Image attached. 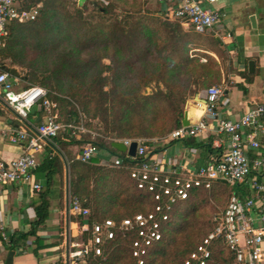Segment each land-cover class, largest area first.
I'll use <instances>...</instances> for the list:
<instances>
[{"label": "trees", "instance_id": "16d2710c", "mask_svg": "<svg viewBox=\"0 0 264 264\" xmlns=\"http://www.w3.org/2000/svg\"><path fill=\"white\" fill-rule=\"evenodd\" d=\"M149 1L87 0L79 6L76 0H20L22 8L39 5L38 16L28 22H8L0 35V64L9 59L11 66L22 67L25 88H44L57 105L59 122L82 123L89 130L66 128L52 139L68 162L70 199H78L90 212L87 217L71 216L79 225L77 242L90 237L85 222L88 228L105 219L119 222L153 206L150 193L138 189L129 175L133 162L106 165L101 163L106 156L100 154L85 163L78 159L83 148L91 144L101 153L125 157L112 146L114 140L143 139L155 145V139L182 126L190 98L223 79V44L215 36L186 31L179 20L165 17V10L158 15L148 11ZM182 141L201 146L194 137ZM43 166L47 174L36 227L49 220L46 198L54 176L63 175L61 154L47 156ZM237 192V186L223 180L213 181L210 188L193 189L173 210L146 264H182L215 228V212ZM27 238H9L6 264H11L14 250ZM132 240L133 235L118 232L102 245V256L89 255L83 264H131ZM207 264L237 263L234 253L217 239Z\"/></svg>", "mask_w": 264, "mask_h": 264}, {"label": "built area", "instance_id": "2783aa9c", "mask_svg": "<svg viewBox=\"0 0 264 264\" xmlns=\"http://www.w3.org/2000/svg\"><path fill=\"white\" fill-rule=\"evenodd\" d=\"M167 6L165 17L176 19L191 28L194 32L207 34L220 23L222 14L214 7L218 0H159ZM39 5L22 8L20 0H0V35L6 32L8 22L16 20L28 22L35 20ZM17 78L7 72H0V84L3 97L8 106L19 119L28 117L33 107L42 105L43 116L34 133L24 129L10 131L8 138L12 143H22L23 152L16 159L6 162L0 159V185L12 182H24L40 190L41 185L34 180L33 171L37 167L36 152L47 140L56 137L60 131L69 128L74 131H88L79 125H65L59 122L57 105L47 98V91L36 85L17 89ZM221 86H211L204 91L205 113L197 123L178 127L167 137L155 139L153 143H169L188 137H195L209 129L214 123L216 133L228 136L229 145L226 151L214 155L205 165L193 167L189 163L175 165L165 152L156 151L143 139H119L127 148L133 141L137 142L135 156L125 153V157L106 156L95 146L87 144L78 159L88 163L96 156L103 154L106 158L102 164L121 167L125 159L133 162L129 165V175L135 180L140 190L150 193L153 206L147 212H139L119 222L105 219L95 222L88 228L90 237L87 242H73L67 253L68 264H83L89 255H103L102 245L114 239L118 232L133 235L131 243V264H146L151 248L163 237L173 210L187 200L190 192L198 187L210 188L213 181L223 180L236 185L248 180L251 173L264 174V157L258 156L250 161L247 152L264 148V104L250 107L237 119L219 117L215 107L223 96ZM107 153V152H105ZM251 187L258 193H264V184L252 179ZM255 201L252 198L242 199L231 194L225 210L217 215L215 228L198 244L182 264H207L211 258V245L214 240L222 239L234 253L237 264H264L262 243L264 240V204L259 206L258 218L252 211ZM69 211L73 215L87 217L89 209L80 205L78 199H70ZM257 223V225H255ZM9 234L5 225L0 223V241L8 242Z\"/></svg>", "mask_w": 264, "mask_h": 264}, {"label": "crops", "instance_id": "0c3cea01", "mask_svg": "<svg viewBox=\"0 0 264 264\" xmlns=\"http://www.w3.org/2000/svg\"><path fill=\"white\" fill-rule=\"evenodd\" d=\"M77 1V0H76ZM147 5H155L160 10L167 6L159 0H152ZM221 14L220 23L207 35H212L225 47L226 60L222 64V82L218 85L223 88V96L215 107L219 117L237 119L250 107L264 104V0H218L214 5ZM256 16V27H253L251 16ZM186 31H193L183 25ZM214 55V54H213ZM216 58L217 56L214 55ZM15 68L18 76H12L9 69ZM0 72H7L17 78V89L25 88L24 69L10 64L9 59L4 65L0 64ZM201 90L187 101L185 111L189 125L197 123L204 117L205 94ZM43 116L41 105L33 107L28 117L19 119L14 110L7 105L3 97L0 84V159L10 162L23 152L22 143H12L8 134L15 129H24L34 133ZM214 123L210 128L195 136L200 147L190 146L184 141L172 143L158 142L155 147L165 152L167 158L175 165L189 163L193 167L206 164L214 155L227 150L228 136L216 133ZM76 152L77 147H71ZM60 153L64 161L63 175L57 173L49 187L46 200L49 202V220L36 227L38 220L37 208L42 203L40 193L45 190L47 171L43 166L44 159L49 155ZM108 156V153H104ZM251 162L258 156L264 157V148L247 152ZM37 167L33 171L35 182L41 185L40 190L24 182H12L0 185V223L5 225L9 237L27 235L13 252L11 264H68L67 253L69 246L77 242L79 225L71 220L73 214L69 211L70 187L69 166L65 155L59 150L53 140H47L36 152ZM252 179L264 184V174L251 176L247 181L231 185L237 186L240 198H252L255 208L252 211L254 218H258V207L264 204V193H258L251 187ZM256 222L255 225H257ZM33 230L35 232L33 233ZM9 242L0 241V264H6L9 257ZM264 254V240L262 243Z\"/></svg>", "mask_w": 264, "mask_h": 264}, {"label": "water", "instance_id": "95a60500", "mask_svg": "<svg viewBox=\"0 0 264 264\" xmlns=\"http://www.w3.org/2000/svg\"><path fill=\"white\" fill-rule=\"evenodd\" d=\"M86 1L87 0H77V3H78L79 6H83ZM251 22H252L253 27H256V16L255 15H252L251 16ZM9 73L12 76H16V77L18 76V73H17V71H16L15 68L9 69ZM182 125H184V126H188L189 125V121L187 119V112L186 111H184V116H183V119H182ZM112 146L115 149H117L118 151H120V152H127L129 155L135 156L136 149H137V142L136 141H133L131 143V145L127 148L122 142H120V141H113L112 142ZM68 184H69V179H68V176H67V185Z\"/></svg>", "mask_w": 264, "mask_h": 264}, {"label": "rangeland", "instance_id": "374dc122", "mask_svg": "<svg viewBox=\"0 0 264 264\" xmlns=\"http://www.w3.org/2000/svg\"><path fill=\"white\" fill-rule=\"evenodd\" d=\"M145 8H146L148 11L153 12L154 14L158 15V8H157V6H155V5H146ZM201 35H204V34H201ZM104 62H105V63H109V60H108V59H104ZM36 86H38V85H36ZM213 86H218V85H213ZM150 90H151V88H147V89H146V91H148V92H149ZM186 104H187V102H186ZM186 104H185V105H186ZM98 126H99L98 122H97V121H94V122H93V127H94V128H97ZM92 134H95V133L92 131ZM168 135H169V134H168ZM168 135H167V136H168ZM167 136H165V137H167ZM150 146L154 148L155 145H150ZM226 206H227V204H226ZM226 206H224L223 208H220L219 211H216L215 214H214V217H215L216 215H220V214L225 210ZM214 217H213V218H214Z\"/></svg>", "mask_w": 264, "mask_h": 264}]
</instances>
